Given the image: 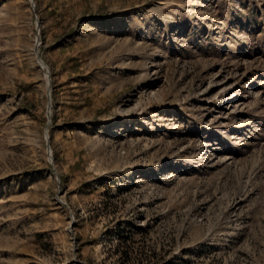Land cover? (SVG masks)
<instances>
[{
    "label": "rangeland",
    "instance_id": "obj_1",
    "mask_svg": "<svg viewBox=\"0 0 264 264\" xmlns=\"http://www.w3.org/2000/svg\"><path fill=\"white\" fill-rule=\"evenodd\" d=\"M0 264H264V0H0Z\"/></svg>",
    "mask_w": 264,
    "mask_h": 264
},
{
    "label": "water",
    "instance_id": "obj_2",
    "mask_svg": "<svg viewBox=\"0 0 264 264\" xmlns=\"http://www.w3.org/2000/svg\"><path fill=\"white\" fill-rule=\"evenodd\" d=\"M38 45H39V42H38ZM38 58H40V57H38ZM47 73L49 74V71H47Z\"/></svg>",
    "mask_w": 264,
    "mask_h": 264
},
{
    "label": "bare ground",
    "instance_id": "obj_3",
    "mask_svg": "<svg viewBox=\"0 0 264 264\" xmlns=\"http://www.w3.org/2000/svg\"><path fill=\"white\" fill-rule=\"evenodd\" d=\"M114 134H116V132Z\"/></svg>",
    "mask_w": 264,
    "mask_h": 264
}]
</instances>
